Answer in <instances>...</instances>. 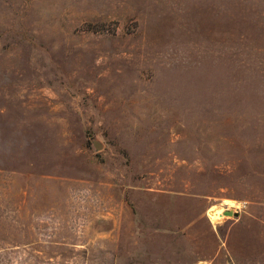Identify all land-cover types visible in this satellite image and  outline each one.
<instances>
[{
    "label": "rangeland",
    "instance_id": "obj_1",
    "mask_svg": "<svg viewBox=\"0 0 264 264\" xmlns=\"http://www.w3.org/2000/svg\"><path fill=\"white\" fill-rule=\"evenodd\" d=\"M0 264H264V0H0Z\"/></svg>",
    "mask_w": 264,
    "mask_h": 264
},
{
    "label": "bare ground",
    "instance_id": "obj_2",
    "mask_svg": "<svg viewBox=\"0 0 264 264\" xmlns=\"http://www.w3.org/2000/svg\"><path fill=\"white\" fill-rule=\"evenodd\" d=\"M238 206L236 203L233 202H225L220 206L213 207L209 210L208 216L212 221L213 225H219L224 219L225 213L227 212H234Z\"/></svg>",
    "mask_w": 264,
    "mask_h": 264
},
{
    "label": "water",
    "instance_id": "obj_3",
    "mask_svg": "<svg viewBox=\"0 0 264 264\" xmlns=\"http://www.w3.org/2000/svg\"><path fill=\"white\" fill-rule=\"evenodd\" d=\"M225 216H228V217L236 216V217H238L239 214L238 213L234 214L233 212H227V213H225Z\"/></svg>",
    "mask_w": 264,
    "mask_h": 264
},
{
    "label": "built area",
    "instance_id": "obj_4",
    "mask_svg": "<svg viewBox=\"0 0 264 264\" xmlns=\"http://www.w3.org/2000/svg\"><path fill=\"white\" fill-rule=\"evenodd\" d=\"M239 210V209H238Z\"/></svg>",
    "mask_w": 264,
    "mask_h": 264
}]
</instances>
